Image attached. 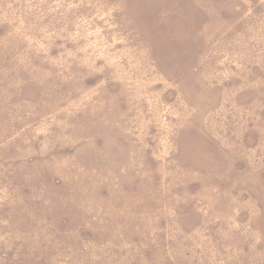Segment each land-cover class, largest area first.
Returning <instances> with one entry per match:
<instances>
[{"label": "rangeland", "instance_id": "rangeland-1", "mask_svg": "<svg viewBox=\"0 0 264 264\" xmlns=\"http://www.w3.org/2000/svg\"><path fill=\"white\" fill-rule=\"evenodd\" d=\"M0 264H264V0H0Z\"/></svg>", "mask_w": 264, "mask_h": 264}]
</instances>
